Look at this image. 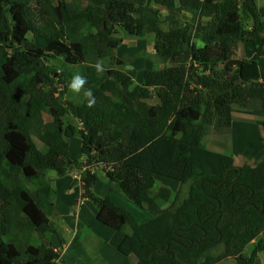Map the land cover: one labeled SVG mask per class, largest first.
<instances>
[{
	"label": "trees",
	"instance_id": "1",
	"mask_svg": "<svg viewBox=\"0 0 264 264\" xmlns=\"http://www.w3.org/2000/svg\"><path fill=\"white\" fill-rule=\"evenodd\" d=\"M253 1L0 0V264L60 258L48 239L56 233L49 219L56 191L47 172L62 177L74 170L96 220L115 231L129 226L117 251L135 264H214L228 257L260 264L264 153L254 166L236 165L232 155L203 144L209 126L232 125V106L258 99L264 112V2ZM181 13L190 23H180ZM117 29L152 34L153 52L167 64L135 82L118 68L134 58L112 55L123 43L113 35ZM239 43L252 48V57L236 58ZM75 75L87 81L77 101L67 97ZM65 115L82 128L65 124ZM75 132L80 160L69 155ZM157 176L179 183L172 200L169 188L152 191ZM99 180L151 219L138 222L109 196L96 195ZM220 243L223 252L213 256Z\"/></svg>",
	"mask_w": 264,
	"mask_h": 264
},
{
	"label": "rangeland",
	"instance_id": "2",
	"mask_svg": "<svg viewBox=\"0 0 264 264\" xmlns=\"http://www.w3.org/2000/svg\"><path fill=\"white\" fill-rule=\"evenodd\" d=\"M67 1H70V0H67ZM253 2L256 4H260L261 2H264V0H254ZM31 3L33 5L32 1H31ZM82 4L85 5L84 3H82ZM161 14H162V19H163L166 15V12L162 9ZM178 19H179L180 23L183 25L186 23H190L191 16L188 14L181 13L180 15H178ZM162 27L165 30H167V27H168L167 23L163 22ZM193 29L194 28H191V32H193ZM113 35L119 36V37L121 36L123 38V43L118 48H116L112 51V55H115L116 57H119V58H134L130 62L125 63L122 66H118V68H120L121 70L130 74L133 77L135 82H138L141 80L143 72L145 70L162 68L163 66H165L167 64V63H164L162 58H160L155 52H153L154 37L152 34L147 33L142 38H139V37L129 36L123 30L117 29V32L114 33ZM194 42L197 44V46H203V43L196 38L194 39ZM72 50L82 60L83 63H86V59L83 55L81 47L78 44H72ZM236 52H238L240 57L241 56L242 57L248 56L247 58H250L251 55L253 54L252 48L245 43H242V44L239 43V46H238V49H236ZM108 62H109L108 59H105L102 61V65L105 67H108ZM222 67L223 66L219 65V69H221ZM68 92H69L67 95L68 98L69 97L74 98L76 101L79 99L80 91L79 92H73L71 90V88L69 87ZM203 92L207 93V90H203ZM22 96H23V98H27L26 95H22ZM65 97H66V95H65ZM155 101H156V99L152 98L149 102L154 103ZM251 103L253 104L255 102H249L248 106L255 108L252 105H250ZM202 110H203V108H202ZM194 118L195 119L197 118L196 114H194ZM72 119H73V117L70 115H65L63 117V121L65 124H67V123L72 124V122H71ZM73 120H75V119H73ZM75 123H76V121L74 122V124ZM76 124H75V126H76ZM222 128L223 127H218L216 125L209 126L207 133L203 137V144L205 143L204 145H206V143H208V142L216 143V144H218V146H219V144H222V146L225 147V149L227 150L226 153H230V150L233 148H234L233 150L236 149V155L234 157V163L236 165H239V163H242L241 156L244 155L243 152H245V151L242 149H238V148L233 147L232 146L233 141L229 140V138H228V135H230V133L228 131L226 133L225 132H219L220 131L219 129L224 130ZM76 129H78V126H76ZM225 134H227V135H225ZM78 136L79 135L77 134L73 139H71V142H70V148L71 149H70V154H69L70 158H77L79 156V144L81 141H80V138ZM43 151H46V149H43ZM257 151L261 152L260 149H257ZM263 152H264V150H263ZM263 152L261 153L262 155H263ZM255 157H256V155H254V157L252 159H254ZM261 158L256 159L255 161L250 160L249 163L252 165H256L261 160ZM235 160L237 163L235 162ZM97 172L100 175V171H97ZM54 174H55L54 171H48L47 172V175L49 178ZM69 174H71V176L73 178L79 180V174H77V172L73 171L72 173H69ZM102 182L103 181L99 180V183H97L96 185L97 186L99 184L103 185L104 182L103 183ZM178 184L179 183L177 181H174L173 179L166 178L163 176H157L155 179V185H154L152 191L155 194H157V191L160 187L169 188L171 191L170 200H172L174 198L176 192L180 188ZM57 191H56V194L54 197L58 199V202H57L56 206H54L55 211L50 215L49 219L51 220V224H50L51 227H53L55 229L58 236L59 235L61 236L60 240L63 243L61 244V246L57 245L54 247V250H58V251L62 252V255H60V258L57 261H55L53 264H92V262L94 264H103V260L99 256H97V255L95 256L93 254L94 245H95L97 240H99L98 245H99V242H102L104 244L109 243L111 240H113V232L115 230L105 226L104 224H102L96 220V218L93 216V211L90 209L91 206L94 207L92 202H90L87 199H86L87 201L85 202V199L80 198V196L76 199L75 202H73V199H72V201L69 200V197L67 196V194H63V190L58 188ZM97 192H99L98 188H97ZM97 192H95V193L98 194ZM187 192H188V185L185 184L180 189L179 198L180 199L185 198L187 196ZM75 197H76V195L74 196V198ZM121 197H123V196H121ZM124 199L128 203H130V205L132 207H134V209L136 210V212H134V211H129L126 208L129 212H131L133 214V216L135 217V219L138 222H143V221L147 222V220H149L151 218V217L149 218L150 214L148 212L137 207L136 205H134L132 202H130L126 198H124ZM70 202H71V204H70ZM114 202H117V201H114ZM68 204H70L71 207L68 208ZM76 206L80 207L81 215L83 216V217L81 216V220H80L79 225L77 227L78 228L77 232L75 231L76 227L73 226V228H74L73 232L74 233L76 232V233H80V234L83 233L84 234L83 239H84L85 247L83 246V252L82 253H81V249H80V253H81L80 255H75L76 243L75 244L74 243L69 244L68 239H65L66 235H69V236L72 235V232H70L69 234H66L67 231L65 230V227H67L68 225H71L74 222L73 216L75 214L73 213V210H76V208H75ZM79 207L77 208V210H79ZM76 222H78V221H76ZM16 226L18 228V231H21L19 223H17ZM125 227L128 228L129 226L126 225ZM56 233H54V234L57 236ZM25 242H26V240H25L24 236H21V238L19 237L17 244L23 245ZM62 246H63V248L60 249ZM251 248H252V243L245 248L244 252L249 253V250ZM223 249H224V246L222 243H220L217 247L212 249V255L217 256L218 254L223 252ZM259 258H260V264H264V253H260ZM129 261H130V264H135V258L132 257ZM195 264H202V261L200 259H198L197 263H195ZM214 264H236V262L232 258L228 257V258L222 259L218 262H215Z\"/></svg>",
	"mask_w": 264,
	"mask_h": 264
},
{
	"label": "crops",
	"instance_id": "3",
	"mask_svg": "<svg viewBox=\"0 0 264 264\" xmlns=\"http://www.w3.org/2000/svg\"><path fill=\"white\" fill-rule=\"evenodd\" d=\"M261 3H263V2H261ZM238 46H239V44H238ZM237 49H238V47H237ZM252 55H251V57H252ZM235 56H236V58H243L242 56L240 57L238 52H236ZM245 57H248V56H245ZM249 102H255L253 104L252 103L250 104L255 108L249 107L248 106ZM73 119H75V120H73ZM73 119L71 122L75 126V124L77 123V119L76 118H73ZM75 121H76V123L74 124ZM76 126H77V124H76ZM222 129H224L225 131L219 129L220 130L219 132H225L226 133L228 131L230 133V135H228V138H229V140L233 141V143H232L233 147L238 148V149H242L245 151V152H243L244 155L241 156L242 163H239V165L249 164L251 166H254V165L249 163L250 160L255 161L256 159H260L262 157L261 153L264 150V112L262 110L261 101L258 99H249L243 104V106L242 105L232 106V125L230 126V128H222ZM76 135L77 134L75 132L74 136L71 139H73ZM225 135H227V134H225ZM71 139L69 140V154H70V149H71L70 148ZM204 146L210 150H213V151H217V152L227 154V155H232L233 158L236 155V149L233 150L234 149L233 148L230 150V153H226L227 150L225 149V147L222 146V144H219V146H218V144H216V143L208 142ZM257 149H260L261 152L257 151ZM254 155H256V157L254 159H252L254 157ZM71 159H78V160L81 159L80 144H79V156L77 158H71ZM235 162H236V160H235ZM50 180H51V184H52L53 188L55 189V191H57V189L60 188L61 190H63V194H67V196L69 197V200L72 201V199H73V202H75L76 199L81 194V181L73 178L71 176V174H69V173L65 176H62V177H57L56 174H54L50 177ZM100 181H102V180H100ZM97 183H99V181L96 182L92 187V191L94 193L97 192V188H98L99 192H97L98 194L95 193L96 195H98L100 197L109 196L113 202L117 201V202H114L115 204L123 206V207L127 208L129 211L136 212L134 207H132L130 205V203H128L117 192H115V191L110 192L106 188V186L103 182H102L103 185L99 184L98 186L96 185ZM75 195H76V197L74 198ZM86 201L87 200L85 199V202ZM53 202H54V206H56L58 199L54 197ZM70 204H71V202H70ZM70 204H68V208L71 207ZM78 207L79 206H76L75 207L76 210H73V213L75 214L73 216L74 222L71 225H68L67 227H65V230L67 231L66 234H69L70 232H72V235L71 236L66 235L65 239H68L69 244L70 243L71 244L76 243L75 255H80L83 252V246L85 247L84 239H83L84 234L83 233L82 234L76 233L77 229H78L77 227L79 225V222H80L81 216H82L80 207H79V210H77ZM90 209L93 211V216L96 218L95 208L91 206ZM54 211H55V209H54ZM150 217L151 216H149V218ZM149 220H147V221H149ZM76 221H78V222H76ZM143 222H145V221H143ZM50 224H51V220H50ZM73 226L76 227V230H75L76 234L73 232V229H74ZM129 232H130L129 228L123 227L121 230L113 232V240H111L109 243L104 244L102 242H99V245H98L99 240H97L95 245H94L93 254L95 256L96 255L99 256L103 260V264H130L129 260L131 258L129 256H124L117 251V246H118L119 242ZM48 239L54 245V247L57 245L61 246V244L63 243L60 240L61 236L60 235L58 236V234H57V236L55 234H51L48 237ZM62 248H63V246H62ZM80 249H81V253H80ZM60 255H62V252H60ZM92 264H94V263L92 262Z\"/></svg>",
	"mask_w": 264,
	"mask_h": 264
},
{
	"label": "clouds",
	"instance_id": "4",
	"mask_svg": "<svg viewBox=\"0 0 264 264\" xmlns=\"http://www.w3.org/2000/svg\"><path fill=\"white\" fill-rule=\"evenodd\" d=\"M198 47H201V46H198ZM96 70L97 72H102L103 71V67L101 66V64H97L96 65ZM86 78L83 77V76H80V75H75L73 76L72 78V81H71V84H70V88L73 92H79L81 90V88L83 87V85L86 83ZM87 95L89 97H91V90H88L87 92ZM94 101L93 100H89V106L93 103ZM77 126H78V129L77 130H80L82 128V124L80 122V120L77 119ZM78 134V133H76ZM80 137V136H79ZM75 171V170H74ZM73 171H71L70 173H72ZM77 172V174H79V180H80V173L78 171H75ZM62 249V247L60 248Z\"/></svg>",
	"mask_w": 264,
	"mask_h": 264
},
{
	"label": "built area",
	"instance_id": "5",
	"mask_svg": "<svg viewBox=\"0 0 264 264\" xmlns=\"http://www.w3.org/2000/svg\"><path fill=\"white\" fill-rule=\"evenodd\" d=\"M84 169H85V167L82 168V170H84Z\"/></svg>",
	"mask_w": 264,
	"mask_h": 264
}]
</instances>
